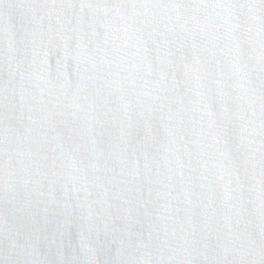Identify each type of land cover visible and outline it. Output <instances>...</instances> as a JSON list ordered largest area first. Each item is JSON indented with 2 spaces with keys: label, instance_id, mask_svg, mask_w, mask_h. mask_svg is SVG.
I'll return each instance as SVG.
<instances>
[{
  "label": "water",
  "instance_id": "water-1",
  "mask_svg": "<svg viewBox=\"0 0 264 264\" xmlns=\"http://www.w3.org/2000/svg\"><path fill=\"white\" fill-rule=\"evenodd\" d=\"M0 264H264V0H0Z\"/></svg>",
  "mask_w": 264,
  "mask_h": 264
}]
</instances>
